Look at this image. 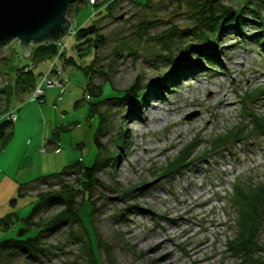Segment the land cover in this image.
Instances as JSON below:
<instances>
[{
  "label": "rangeland",
  "instance_id": "obj_1",
  "mask_svg": "<svg viewBox=\"0 0 264 264\" xmlns=\"http://www.w3.org/2000/svg\"><path fill=\"white\" fill-rule=\"evenodd\" d=\"M197 4L198 0H81L73 4L67 17L74 31L95 25L104 37L103 44L92 41L79 53L76 37L66 36V46L57 45V56L39 63L25 57L18 40L7 47L10 56L0 63V90L11 85L10 108L25 115L18 131L14 129V149L30 142L23 176L31 184L71 170L60 180L32 184L31 196L58 190L61 182L75 184L80 177L71 167H91L98 162L101 166L93 181L99 186L81 212L86 228L66 227L49 236L44 243L51 256L32 263L13 257L11 264H92L91 249L98 243L100 264H165L160 255L170 251L175 255L172 264H196L192 256L187 257L196 248H201L197 254L201 264H248L245 253L233 248L241 223L242 198L237 189L251 205L260 206L262 222L253 244L263 249L254 255L261 257L262 263L257 264H264V135L231 140L226 151L216 153L210 147L215 136L245 126L249 112L264 116V47L262 42L224 33L215 48L218 68L196 50H189L192 64L188 65L194 68L182 75L184 65L180 67L173 56L188 52V43L196 40L180 41L179 34H171L194 26ZM259 22H250L244 33L264 36ZM175 36L177 40L165 48L164 37ZM198 60L202 62L195 63ZM53 62L61 74L51 72L54 86L45 84L46 101L41 103L34 100L35 89L24 84H33L34 79L35 88L40 87ZM176 64L180 70L175 82L156 89ZM31 66L34 75H19L22 68ZM90 77L93 86L102 87L104 96L127 92L129 98L109 101L95 112L92 104L98 98L87 89ZM19 78L21 85L16 82ZM136 95L141 106L134 108ZM225 95L232 103L229 107L222 104ZM4 98L0 94V106ZM99 112L104 114L103 125ZM128 117H136L138 123ZM144 119L146 124L140 123ZM42 133L46 134L45 145L40 140ZM50 139L59 144L58 149L47 143ZM189 144L197 145L196 157L185 171L175 178L159 177L158 172ZM201 194L197 202L206 203L193 213L184 206L175 210L179 199ZM77 200L82 202L80 196ZM31 211L32 205L26 206L19 217L27 218ZM56 212L53 208L42 218ZM163 215L182 221H177V227ZM187 217L194 233L184 236ZM25 227L23 221L16 225L18 230ZM13 234L0 232V240ZM157 235H161L158 240ZM155 243H162L161 250L150 255Z\"/></svg>",
  "mask_w": 264,
  "mask_h": 264
},
{
  "label": "trees",
  "instance_id": "obj_2",
  "mask_svg": "<svg viewBox=\"0 0 264 264\" xmlns=\"http://www.w3.org/2000/svg\"><path fill=\"white\" fill-rule=\"evenodd\" d=\"M76 2H81V0H77ZM198 2L199 4L196 6L194 5L195 13L192 17L194 18V26L180 30L179 33H177L175 29L171 34L173 36L179 34L180 41H183L186 38H194L196 40L195 43H188V50L184 49L188 52L181 53L180 57L173 56L174 61L178 62L177 64H179L180 67L184 65L182 67L184 69L181 71L182 75L189 68H194V66L191 67L188 65L190 63V58L187 55L190 52L189 50H196L206 62L210 63L212 66L214 65L215 68H218L217 63H215V48L219 37L224 33H231L245 40L247 39L251 41L252 39V42H262L264 47V36L262 34L254 37L246 35L243 31L245 28L252 25L250 22L255 23L256 20H260L258 25L260 24L263 28L264 18L261 14L264 12V0H242L237 5L225 3V0H198ZM73 6L74 5L70 6L67 15L70 14ZM248 17L253 19H249ZM175 37V39L170 38V40H168V37H164V47L169 48L171 43L177 40V36ZM92 41L97 44L104 43V37L99 34V29L95 25L87 27L83 26L77 29L76 49L79 53L82 52L83 46ZM58 52L57 44H42L33 48L31 47L30 58L34 60V63L44 62L57 56ZM197 62L201 63L202 60H198L195 63ZM177 64L172 68L170 75H167L157 83L156 89H159L163 84L167 85L168 83L172 84L175 82L176 74H178V71L180 70V67L177 66ZM19 75L32 76L34 75V71H26L25 68H22L19 71ZM33 81V84H24L25 87L34 90L35 80L33 79ZM89 81L87 89H89L94 97L98 98L97 102L92 104L95 112L99 110L98 108L101 105L110 104L108 103L109 101L116 100L122 102L129 98L127 92H122L120 95L118 94V97H106L103 95L104 92L102 87L93 86L91 83V77L89 78ZM16 82L18 85L23 83L21 82V78ZM10 88L11 85H8L3 90H0V94H3L5 97L3 105L0 106V151L7 146L14 134L13 122L7 119L6 116L11 110L10 96H8ZM138 98L139 96L136 95L135 101L137 102V105L134 106V108L139 107V105L141 106V101ZM99 115L101 118L104 116L102 112H99ZM247 119L245 126H235L224 134L215 136L210 145L213 150L212 152L226 151L223 149L229 146L231 140H236L237 142L241 140V138L264 135V116H258L256 113L249 112L247 114ZM103 123L104 121L102 118L101 125H103ZM95 144L97 145L98 150L101 151V145L97 137L95 139ZM188 146L189 147H187L186 150L175 157L174 161L166 164L165 167L158 172L159 177L166 176L167 178H175L185 171L186 167L189 166L196 157L195 151L197 145L189 144ZM100 167L99 162L91 167H79V169L71 167L80 177L75 184L68 185L61 182L58 190H49L46 193L36 196L32 211L27 218L21 219L17 213L9 214L1 218L0 232L12 231L14 234L12 237L2 241L0 240V264H2V260L11 264V258L13 257H23L28 262L32 263L41 258V256H51L53 254L51 249L48 246H45L44 243L49 236L57 234L66 227L82 226V228H86L81 212L83 207L91 201L93 190L99 186L98 183L94 182H96ZM69 171L71 170L65 169L59 174L40 178L35 183L43 184L53 179L60 180V178L68 174ZM31 186V184L28 185V187L27 185L26 187L25 185H21L18 196L11 200L10 204L16 206L18 199L24 198L28 195ZM239 193L240 192L237 189V196H241L242 198L240 209L238 210L241 223L239 228L240 232L233 244L235 245L233 248L240 253H245L248 257V264H257L262 260L260 259L261 257L256 258L254 252L257 249L263 250L259 245L256 246L253 244L262 222L260 219V206L251 205L250 202H247L246 198ZM79 196L81 197L82 202L77 200ZM53 208L58 209V212L49 217L42 218L44 214ZM19 221H23L26 224V227L18 230L16 225ZM98 247L99 243L92 246L91 252L94 257L92 264H100L96 254Z\"/></svg>",
  "mask_w": 264,
  "mask_h": 264
},
{
  "label": "water",
  "instance_id": "obj_3",
  "mask_svg": "<svg viewBox=\"0 0 264 264\" xmlns=\"http://www.w3.org/2000/svg\"><path fill=\"white\" fill-rule=\"evenodd\" d=\"M76 1L0 0V63L9 60L7 47L15 40L26 58L31 47L62 42L72 28L67 14Z\"/></svg>",
  "mask_w": 264,
  "mask_h": 264
},
{
  "label": "crops",
  "instance_id": "obj_4",
  "mask_svg": "<svg viewBox=\"0 0 264 264\" xmlns=\"http://www.w3.org/2000/svg\"><path fill=\"white\" fill-rule=\"evenodd\" d=\"M29 64L30 63H27L26 65H29ZM13 112L17 114L15 109H11L10 113H13ZM9 114L6 115L7 119H8ZM24 116L25 115L23 111H21L20 114H17V120L13 122V133H14V129L18 131V127H20L24 123V119H25ZM14 125H15V128H14ZM45 137H46L45 133H42L40 135V140L42 144L44 145L46 143ZM15 140H16V136L14 133L12 139L7 144V146L3 150L0 151V219L9 214H15V213H17V215L19 216L18 212L21 209L29 205L33 206V203L36 200V198L31 196L29 192L30 190H29L28 195L26 197L18 199L16 206H12L10 204L11 200L15 199L18 196L19 188L21 185H25V187L26 185L27 187L28 185H30V183L29 184L27 183L28 178L26 176H23V173H22L23 171H25V168H26L24 159L29 157L28 153L30 149V146H29L30 142L27 141L23 143L22 146L19 145L17 146L16 149H14L15 144H16L14 143ZM47 143L49 144L54 143V147H56L57 149L59 148V144H56L51 139L47 140ZM43 150H45L44 147L41 149V151L43 152ZM20 155H21V158L18 160L17 157H19ZM6 156L8 157L6 158ZM32 184L33 183L31 182V185Z\"/></svg>",
  "mask_w": 264,
  "mask_h": 264
},
{
  "label": "bare ground",
  "instance_id": "obj_5",
  "mask_svg": "<svg viewBox=\"0 0 264 264\" xmlns=\"http://www.w3.org/2000/svg\"><path fill=\"white\" fill-rule=\"evenodd\" d=\"M222 104L223 105H226V107H229L230 106V104H232V103H230V101H229V99H227V95H225V97H224V100H222ZM156 110H158V108H155ZM142 114H145L144 113V111H142ZM133 115V114H132ZM130 116H131V114H130ZM134 116V115H133ZM128 120H130L129 119V117H128ZM133 120H135V121H133ZM133 120H130V121H132V122H135V123H138L136 120V117H134L133 118ZM146 121H147V119H144L143 121L141 120L140 121V123H142V124H146ZM211 122H213L212 120H210V123ZM146 152H148V150H146ZM187 195H189L188 193H187ZM203 196V194H201L199 197H197V198H193V197H189V200L188 199H186V198H182V199H179L178 200V203H179V206L178 207H176L175 208V210L176 211H178L179 210V208L180 207H182V206H184L186 209V211L187 212H189V213H193L194 212V210H195V208L197 209V208H201L206 202L205 201H203V202H197V200H199L200 199V197H202ZM196 200V201H195ZM163 217H164V219L165 220H169V221H171L175 226H177L178 227V223L180 222V221H182V220H180V219H178L177 220V218H174V217H167V216H165V215H163ZM177 221H179L178 223H177ZM185 224L187 225L186 227H184L182 230V234H184V236H189V235H191V234H193L194 233V229H193V227H192V224H191V220H190V217H187L186 219H185ZM213 225H215L214 223H212ZM163 232L165 233L166 232V230L163 228ZM130 233H132V232H130ZM161 238V235L160 236H158L157 235V240L158 239H160ZM169 239H171V238H168V240ZM144 241H146L147 239L146 238H144L143 239ZM155 240V239H154ZM161 245H162V243L161 244H159V243H155L152 247H151V250H152V252L150 253V255H152V254H154V253H157V252H159L160 250H161ZM201 252V248H196V249H191L190 251H189V254H188V256L187 257H193L194 258V262H196V264H201L202 262V260H199V259H197V254H199ZM174 252L172 251H170V252H166V253H162L161 255H160V257H163L162 258V260H163V262H166L165 264H172L173 262V260H174Z\"/></svg>",
  "mask_w": 264,
  "mask_h": 264
},
{
  "label": "built area",
  "instance_id": "obj_6",
  "mask_svg": "<svg viewBox=\"0 0 264 264\" xmlns=\"http://www.w3.org/2000/svg\"><path fill=\"white\" fill-rule=\"evenodd\" d=\"M74 30L75 29L72 27L70 32L67 35V36H70L71 39H74L73 37H76V35H77V31H74ZM60 43L62 45L66 46V44H63V41L60 42ZM49 62H50V60H49ZM34 69H35V67H33V66L25 68L26 71H34ZM54 71H56L57 73L61 74L60 69L58 67H56L55 63L53 62V63L50 64L49 70L44 75V77L42 79L41 86L38 87V88L37 87L35 88L34 100H39L41 103L45 102V89H44V86H45V84L47 86H49V87L54 86V83L51 81V72H54ZM8 119L10 121H12V122H15L17 120V114L14 113V112L10 113L8 115ZM44 151L45 150H43V152Z\"/></svg>",
  "mask_w": 264,
  "mask_h": 264
}]
</instances>
